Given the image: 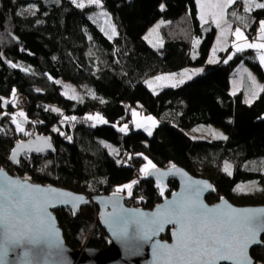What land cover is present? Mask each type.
<instances>
[{
    "label": "trees",
    "instance_id": "16d2710c",
    "mask_svg": "<svg viewBox=\"0 0 264 264\" xmlns=\"http://www.w3.org/2000/svg\"><path fill=\"white\" fill-rule=\"evenodd\" d=\"M102 3L116 25L114 38H108L90 18L95 7L78 8L72 0H0V97L11 101L12 89L16 90L15 104L0 103V162L9 163L8 156L18 141L40 134L51 138L55 152L32 156L28 170L38 183L99 195L110 194L139 177L129 205L152 209L177 190L178 183L171 180L162 197L154 179L140 177L138 170L146 156L157 167L168 168L174 163L209 179L216 186L210 202L226 196L239 206H264V92L251 105L245 103L244 93H230L232 72L241 63L264 80L256 51L245 49L228 63L223 61L231 52L223 53L219 63L208 66L201 76L154 93L146 84L149 78L206 66L217 30L203 34L196 0ZM161 4L165 5L163 11ZM29 8L31 11L26 10ZM243 8L237 1L229 13L234 26L253 38L259 21L264 20V9L245 13ZM233 11L242 19L233 17ZM159 19L165 21L160 28L163 43L155 49L145 35ZM195 39L201 43L193 59ZM59 80L85 88L91 95L81 101L68 99ZM18 96L28 99L23 124L27 130L32 124L29 136L18 134L11 123L12 113L18 110ZM135 108L160 121L151 136L133 129ZM94 114L108 123L97 125L86 119ZM73 116L75 121L65 120ZM125 123L129 131L120 132ZM200 125L220 127L228 139L192 138L189 133ZM104 142L114 145L116 153H110ZM226 162L231 165V175L223 171ZM253 163L263 168H250ZM16 174L25 175L19 167ZM251 182L259 185L255 192L233 191L237 185ZM97 211L89 207L76 216L69 210L56 212L72 249L78 250L86 238L88 248L107 247L109 238L96 220ZM169 237L168 232L165 238ZM252 257L264 263V249H254Z\"/></svg>",
    "mask_w": 264,
    "mask_h": 264
},
{
    "label": "snow or ice",
    "instance_id": "6c2138e0",
    "mask_svg": "<svg viewBox=\"0 0 264 264\" xmlns=\"http://www.w3.org/2000/svg\"><path fill=\"white\" fill-rule=\"evenodd\" d=\"M72 2L78 8L85 7L84 3H77V0H72ZM196 2L199 5V19L201 22L206 24L211 18L217 28H221L222 24H224L231 30V25L226 20V10L237 3V0H215L214 3H204L202 0H196ZM240 2L244 4L243 11L245 13H249L253 6L264 9V3H255V0H240ZM88 4L102 7L101 0H88ZM164 8L165 5L161 4L160 10L163 11ZM26 10L31 11V8ZM105 15L107 14L105 13ZM231 15L237 19H242L237 17L235 11ZM159 26L158 24L156 28H159ZM155 30L153 29V31ZM113 34H115L114 27ZM231 34L236 38L232 44L234 51L227 56L223 61L224 63H228L234 55L243 52L245 48L264 50V42H248V37L240 27H236ZM259 34V39L264 41V20L259 21ZM222 37L223 30L221 32ZM192 43L195 50V47L201 41L195 39ZM221 50L227 51L224 48ZM216 51L217 49L213 48V55L208 63L217 62ZM195 58L194 54L193 59ZM9 63L11 64V62ZM259 63L264 66V54L259 56ZM11 66L17 67L16 64H11ZM202 71L203 69H193L189 74L185 70L180 75L182 77L186 76L190 80L193 75H197ZM175 75L157 76L155 80H174ZM147 83L151 88L153 82L148 81ZM184 83L185 79L181 78L172 83L171 86L176 87ZM253 83L255 84L254 80ZM260 91L264 92V88H260ZM257 95L258 93H254L251 98L245 100V103L251 105ZM15 96L16 90L12 89L13 99L8 101L0 97V103L3 105L15 104ZM101 102L103 103V101ZM52 111L59 112V109L53 108ZM3 115L8 116L9 114L3 113ZM132 116L134 118L133 123L137 129L143 128L148 136L153 134V129L157 127V121L153 117H145L144 122L136 120L135 117L138 116V113L135 110L132 111ZM17 117L25 118V121L18 120ZM69 119L75 121L76 117H65V120ZM86 119L96 121L99 124L108 123L99 114L90 115ZM24 122H26V117L23 111L11 115V123L15 125V131L29 136L31 133L25 131ZM93 127H95V124H93ZM53 131L64 135V133L59 132L58 128H53ZM119 131L126 133L128 124L125 123L123 127L119 128ZM212 135L214 138L228 139L223 133L214 131ZM66 138L71 140L70 136ZM40 143L44 147L39 146ZM36 144V152H43L45 148H52L50 138L37 137ZM105 147H108V145H105ZM25 148L31 151V142L25 145L23 141H18L11 150L8 160L19 165V153ZM137 155L143 156V154ZM143 159L146 163L139 169L141 178L147 179L150 176H154L159 194L162 197L165 192V188L161 183L163 177L170 174L187 176L174 163H170L168 171L162 172L148 157L143 156ZM117 163H120V161H117ZM223 171L231 175V165L226 162ZM29 179L27 176H25L23 182L19 178L12 179L0 168V235L4 238L3 256L5 257L9 251H15L16 247L29 245L35 248L50 241L53 235L54 223L50 208L65 206L75 216L79 210V205L89 203L82 195H74L52 187H40L27 182ZM138 183V180H132L127 184L116 187L112 193L113 197L125 192V190H127V196L132 197L133 187ZM207 190L215 191L212 185L206 181L189 182L186 184L184 191L180 194H174L173 199L166 201L164 205L157 206L155 212L144 213L138 209L128 212V210L121 209L119 213L115 211L108 213L107 219H105V213H101V219L105 223L115 226L121 235L126 236L129 228L132 227L137 233L142 232L145 240H151L152 237L163 232L167 225H172L174 242L171 245L159 242L154 245V254L163 261V264H221V262H227V264H259V262L251 258L249 249L253 245L264 249V241L259 239L260 235L264 234V215H261L264 214V209L235 208L229 205L224 197H220L221 203L210 208L201 199L202 194ZM233 191L239 193L243 192L244 189L237 185ZM115 204L116 202L113 201L114 208ZM55 234L59 235L58 232ZM113 234L116 235L117 232L114 231ZM28 256L29 253L25 252L24 257L27 258Z\"/></svg>",
    "mask_w": 264,
    "mask_h": 264
},
{
    "label": "water",
    "instance_id": "95a60500",
    "mask_svg": "<svg viewBox=\"0 0 264 264\" xmlns=\"http://www.w3.org/2000/svg\"><path fill=\"white\" fill-rule=\"evenodd\" d=\"M1 118L2 115H0V120ZM37 137L50 138L48 136L38 134L23 140L25 145H28L31 142L32 150L29 151L27 148L21 150L18 156L19 160H21V158L26 154L32 156H44V155L53 154L55 152V146L51 138H50V143L52 144L51 149L45 148L43 152H36L35 147L37 146L36 144ZM39 146L44 147L42 143H40ZM10 163L15 167L19 166L12 163L11 161ZM176 166L182 172L186 173L187 176L170 174L166 177H163L161 183L162 186H164V188L168 186L171 180H175L178 183V189L172 192L170 196L167 197L165 196L162 199V201L152 209L129 206L127 204V201L130 199V197H128L124 193H120L116 197H113L112 195L113 192L110 194L86 195L60 186L38 183L30 178L27 182L32 183L34 185H39L40 187H52L58 190L70 192L74 195L84 196L85 199L89 201V203L79 205V210L76 215L80 214V212L85 208L96 207L98 209L100 225L105 230L109 238L108 245L103 250L89 248L84 253L72 249L66 242L64 236V230L56 215V212L59 210H69V211L71 210L65 206H57L49 209L52 214L54 223H53V235L51 236L50 241L47 244L39 245L36 246L35 248L29 245H22L16 247L15 251H9L7 256L5 257L3 256L4 238L2 235H0V264H163V261L158 259L157 256L154 254V245L157 242L161 244L167 243L169 245H171L174 242L172 237V228H173L172 225H167L163 232L152 237L151 240H145L143 238V233L142 232L137 233L136 231H134L132 227L129 228L128 234L126 236L119 234V230L115 226L105 223L104 220L101 219V213H105V219H107L108 213H113L114 211L116 213H119L121 209L128 210V212H131L133 209H138L144 213L155 212L157 206H162L165 204L166 201H171L173 199L174 194H180L182 191L185 190V186L187 183L194 181H206L210 183L212 187L215 189V191L207 190L201 196V199L208 207L211 208L221 203L220 199L213 203L208 200L210 196L216 193V186L209 179L195 176L189 171H187L185 168L178 165ZM157 168L162 172H166L169 170L170 167L168 168L157 167ZM4 172H6L8 176H10L12 179L19 178L21 179L22 182L24 181L25 177L23 176H20L18 174H11L6 170H4ZM148 178L154 179L156 181L154 176H150ZM221 197H224L227 203L235 208L264 209L263 205L239 206L232 203L226 196H221ZM113 201L116 202L115 208L113 205ZM114 231L117 232L116 235L113 234ZM56 232L59 233L58 236L55 234ZM168 232L170 233V238H165ZM259 239L261 241H264V234L260 235ZM256 248L259 247L253 245L249 249V254L254 261L256 260L252 257V251ZM25 252L29 253V256L27 258L24 257ZM49 253H51V255H49ZM221 264H227V262H221ZM259 264H264V263L259 262Z\"/></svg>",
    "mask_w": 264,
    "mask_h": 264
},
{
    "label": "rangeland",
    "instance_id": "374dc122",
    "mask_svg": "<svg viewBox=\"0 0 264 264\" xmlns=\"http://www.w3.org/2000/svg\"><path fill=\"white\" fill-rule=\"evenodd\" d=\"M237 1H240V0H237ZM202 2H204V3H214L215 0H202ZM77 3H84L85 7H89V6L90 7H95V9L93 11H91L90 14H89V16L92 19V21L94 23H96L97 25H99V27L102 29V31L104 32V34L108 38H110V37L114 38L116 36V34H117L116 25H115L112 17L110 16V14L107 11H105L103 9V7H97L96 5H89L88 4V0H77ZM101 3H102V0H101ZM255 3H264V1L255 0ZM102 5H103V3H102ZM198 7H199V5H198ZM230 7L226 10V20H227L228 24L231 25V30H229L227 28V26L224 25V24H222L221 28H217L216 25L212 22L211 18H209L208 23H206V24L201 22L202 31H203L204 35H206L207 33L211 32L213 28L217 30V36H216V40H215V43H214V46H213V48L217 49V51H216V61L217 62H219L221 60V55L223 53L229 52V49L232 48L233 42L236 40V38L231 34V32H234L236 27L234 26V22H233V20H232V18L230 16V13H229ZM252 9H257V8H255L253 6ZM105 13L107 15H105ZM161 21H163V23H161ZM164 23H165L164 19H159L156 23H154L149 28V30L147 31V33L145 35V38L147 37V41L155 49H159L162 46L163 40H162V37H161V34H160V28H161V26ZM158 24L160 26H159V28H156V26ZM113 27L115 29V34H113ZM153 29H156V30L153 31ZM222 30H223V37L221 38ZM241 30L244 31L243 29H241ZM245 35L247 36L246 32H245ZM199 45L195 47L196 49L193 51V54L197 55V50L199 48ZM213 48H212V50H213ZM222 48L227 49V51H222L221 50ZM212 50H211V53H210L208 61L212 58V55H213ZM217 62H215V63H217ZM242 64H245V63H242ZM243 66H245V65H243ZM237 68L232 72V75H231V83H232L231 92L232 93H237L238 92V88L240 87V83L239 84L237 83V79L238 78L244 81L243 86L240 87V88L241 89L243 88L248 93L249 98L252 97V93L253 92H256V91L258 92V91H260V88H264V83H263L262 79L250 67H245L246 68L245 70H247V73H245L244 69L240 70V69H237ZM237 70H240V71H237ZM249 74H251V75H249ZM167 76H170V75H167ZM237 76H238V78H237ZM252 77L254 78L255 84L253 83ZM175 78H176V76H175ZM150 81L153 82L151 89H153L154 93H157V91H159L162 87L169 86V85H162L163 80L157 81L155 79H151ZM166 81L167 82L169 81V83H170V81H172V80H166ZM59 84L63 88V92H62L63 95L65 97H67L68 99H71V100H74V101H81L82 99H84V97L86 95H91V93H90L91 91H89V90H87L85 88L77 87V86H75L74 84H72V83H70L68 81L59 80ZM260 93H263V92H260ZM260 95L261 94H258L257 97H259ZM71 97H75V98H71ZM133 110H135L138 113V116L135 117L136 120L144 122L145 117L151 116L157 121V127H158V125H160V121L154 115H146V114L140 112L137 108H135ZM20 111H23L25 113V117L27 116L25 110H19V109L16 110L12 114H16V113H18ZM91 116H95V114L91 115ZM20 118L21 117H17L18 120H20ZM133 120H134V118L132 116V127H133V129L136 130V131H143L144 133H146L143 130V128L137 129L135 127V124L133 123ZM96 124L97 125H103V124H99L97 122H96ZM23 126L25 128V131L28 132L26 126L24 124H23ZM2 127H3V125L0 123V129ZM129 128H130V126H128V131H129ZM155 129H156V127L153 129V132H154ZM214 131L215 132H219V133H223L225 136H227L226 132L222 128L217 127L215 125H200V126H197L189 134H190V136L192 138H194L196 140H205V141L222 140V139L214 138V136L212 135V133ZM18 134H22V133H18ZM104 145H108L107 148L109 149L110 153H112V154L116 153V147L114 145L109 144V143H105V142H104ZM145 163H146V161H144L141 164V166L143 164H145ZM260 166L261 165L258 164V163H253V164L250 165V168L257 170ZM261 167L263 168V166H261ZM23 177H25V176H23ZM140 177H141V175H140ZM134 180H138L139 181V177H136ZM240 186L244 189V191L243 192H239V193H244V194L253 193L259 188V185L256 182H254V183H252V182L251 183H245V184H241ZM123 193L127 195V190H125V192H123ZM216 201H218V200H215V202ZM129 203L130 202L128 201V205H129ZM87 244H88V241H87V238H86L83 241V243L80 245V247L78 248L77 251H80L81 253H84L86 251L85 249H88Z\"/></svg>",
    "mask_w": 264,
    "mask_h": 264
},
{
    "label": "crops",
    "instance_id": "0c3cea01",
    "mask_svg": "<svg viewBox=\"0 0 264 264\" xmlns=\"http://www.w3.org/2000/svg\"><path fill=\"white\" fill-rule=\"evenodd\" d=\"M198 10H199V7H198ZM259 25L257 26V29H256V36L255 37H253V38H250V37H248V42H250V43H262V42H264V41H262V40H260L259 39ZM248 36V35H247ZM245 49H248V48H245ZM251 50H255L256 51V53H257V59H258V61H259V56L261 55V54H264V50H258V49H251ZM229 51L230 52H233L234 51V49L233 48H231V49H229ZM217 63H219V62H217ZM217 63H208L206 66H200V67H187V68H185V69H182V70H180V71H178V72H172V73H162V74H159V75H157V76H167V75H171V74H176L175 76H176V78H174V80H172V81H170V83H169V81L167 82L166 80H163V82H162V85H169V86H171V84L172 83H174L175 81H178L179 79H181V78H183V79H185V83H187V82H190L191 80H193L194 78H196V77H198V76H201L202 74H204L205 72H206V70H207V67L208 66H212V65H215V64H217ZM243 65H245V66H243ZM261 65V64H260ZM262 66V65H261ZM244 67V68H243ZM245 67H249L247 64H240L239 66H238V68L237 69H244V71H245V73H247V70H245L246 68ZM262 68H263V71H264V66H262ZM193 69H203V71L202 72H200L199 74H197V75H193V77H192V79H190V80H188L187 79V77L186 76H184V77H182L180 74L181 73H183V72H185V70H187L188 71V73L190 74L191 72H192V70ZM240 70H237V71H240ZM249 73V72H248ZM157 76H155V77H157ZM155 77H152V78H149L148 80H146V84L148 85V81H150L151 79H155ZM237 78H238V76H237ZM252 80H254V78L252 77ZM263 81V83H264V80H262ZM167 82V83H166ZM184 83V84H185ZM230 83H231V78H230ZM237 83L239 84L240 83V87H242L243 86V83H244V81L243 80H241V79H237ZM184 84H182V85H184ZM179 86H181V85H178V86H176V87H179ZM172 87V86H171ZM231 87H232V83L230 84V93L232 94V95H236V94H238V93H244L245 94V96H246V99H248L249 98V96H248V93L242 88H238V92L237 93H235V94H233L232 92H231ZM261 91H256V92H253L252 93V96H253V94L254 93H258V94H261L260 93ZM258 96V95H257ZM258 98V97H257ZM256 98V99H257ZM256 99H254L253 101H255ZM253 103V102H252Z\"/></svg>",
    "mask_w": 264,
    "mask_h": 264
},
{
    "label": "built area",
    "instance_id": "2783aa9c",
    "mask_svg": "<svg viewBox=\"0 0 264 264\" xmlns=\"http://www.w3.org/2000/svg\"><path fill=\"white\" fill-rule=\"evenodd\" d=\"M16 104H17V109L24 110V108L28 104V99L26 97H23V96H18V98L16 100ZM34 122L35 123H39V120H35ZM28 132L33 134V126H32V124L30 125V127L28 129ZM31 163H32V155L26 154V155H24L21 158L20 164L18 166L19 168H21L22 172H24V174H25L24 176H27V177L29 176V178L32 177L31 174H29V170H28V169H30L29 166H30ZM0 168H2L3 170L8 171L11 174H16V168L17 167L13 166L10 163V161H9V163L0 162ZM39 171H41V169H39ZM96 220H97V222L99 221L98 211H97V214H96ZM99 223H100V221H99ZM87 247H88V244H87ZM85 250H87V249H85Z\"/></svg>",
    "mask_w": 264,
    "mask_h": 264
},
{
    "label": "flooded vegetation",
    "instance_id": "af4514ba",
    "mask_svg": "<svg viewBox=\"0 0 264 264\" xmlns=\"http://www.w3.org/2000/svg\"><path fill=\"white\" fill-rule=\"evenodd\" d=\"M170 195H171V194H170ZM170 195H167V196H170ZM167 196H166V197H167ZM164 197H165V196H164ZM128 201H129V200H128ZM128 201H127V204H128ZM214 202H215V201H214ZM212 203H213V202H212ZM95 208H96V207H95ZM85 209H86V208H85ZM96 209H97V208H96ZM97 210H98V209H97ZM169 238H170V237H169ZM88 249H89V248H88Z\"/></svg>",
    "mask_w": 264,
    "mask_h": 264
}]
</instances>
